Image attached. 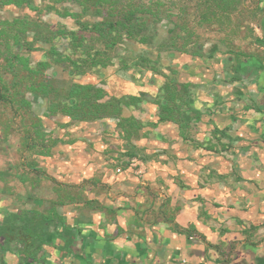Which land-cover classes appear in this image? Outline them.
I'll use <instances>...</instances> for the list:
<instances>
[{"label": "rangeland", "instance_id": "374dc122", "mask_svg": "<svg viewBox=\"0 0 264 264\" xmlns=\"http://www.w3.org/2000/svg\"><path fill=\"white\" fill-rule=\"evenodd\" d=\"M82 1L21 0L17 5L0 0V27L3 29L0 37V159L9 163V171L5 173L16 183L12 187L20 189L21 176L26 172L29 180L36 179L30 174H38L35 160L40 159L51 177L59 175L62 179L67 173L84 175L89 170L93 174L89 178L92 180L83 178L78 183L60 179L56 183L45 176V194L79 191L75 196L77 200L89 205L90 202L100 204L94 195L108 192L109 197L119 202L118 207L154 211L155 202L160 207L170 206L171 197L166 196L170 184L161 176L154 180L153 160L169 165L165 162L167 158L176 163L179 159L192 158L190 153L186 155L185 149L182 156L179 154L181 150L173 146L178 143L188 142L193 150L199 143L210 155L226 151L222 145L227 134L226 129H219L211 118L202 119L206 111L194 106L197 92L193 82L186 98L190 108L183 107L180 114L181 119L184 114L191 117L190 125L185 127L187 139L181 137L178 124L172 120L177 132H161L160 122L168 121L158 118L160 104L166 99L163 75L180 83L190 82L181 76L187 67L198 66L204 60L211 67L223 61L227 65L229 54L248 52L253 42L264 50V42L257 41L260 36L256 34L260 33L259 15L264 10V0H230L234 8L228 13L222 12L215 0H210L211 9L217 14L214 18L201 15L199 0H143L162 13L168 9L179 13V23L186 25V29L175 27L174 16L150 18L143 31L144 42L139 35L123 36L111 47L91 38L88 31L77 24L76 19L89 25L101 19V12L92 1ZM186 31L190 35L184 34ZM14 35L16 41L12 38ZM9 39L11 45H19L11 49L27 60L33 69L31 72L2 46ZM83 43L92 45L93 50L104 51L102 61L86 62L81 55L82 47H78ZM54 52L78 60V66L73 68L67 63L63 66ZM30 77L48 83V99L26 104L31 97ZM74 84H94L103 90L104 95L96 104L97 112L95 108L88 113L84 107L77 110L73 106L70 87ZM111 97L121 99L124 103L121 115L130 117L131 122L116 118L114 107L102 109L101 104ZM49 103L52 108L48 110ZM92 114L98 117L94 119ZM68 147H72L71 150ZM70 162L72 168L63 166ZM168 174L175 179L174 173L169 171ZM104 178L106 180L102 181ZM175 182L179 187L186 186L182 180L175 179ZM157 191L162 194L160 198L155 196ZM152 196L155 197L151 199Z\"/></svg>", "mask_w": 264, "mask_h": 264}, {"label": "crops", "instance_id": "0c3cea01", "mask_svg": "<svg viewBox=\"0 0 264 264\" xmlns=\"http://www.w3.org/2000/svg\"><path fill=\"white\" fill-rule=\"evenodd\" d=\"M259 17L257 41L264 42V10ZM223 62L211 67L204 60L181 74L196 84L194 106L206 111L202 119L226 129L227 150L210 155L199 143L195 150L178 143L179 154L185 149L192 158H167L171 167L153 160L154 180L170 184V206L118 207L108 192L93 196L100 204L84 205L75 197L79 191L45 194L46 177L39 172L31 180L26 172L14 189L5 173L9 163L0 159V264H264V50L253 42L248 52L229 54L228 66ZM159 130L177 132L170 120ZM169 171L186 186H177ZM92 176L89 170L60 180Z\"/></svg>", "mask_w": 264, "mask_h": 264}, {"label": "trees", "instance_id": "16d2710c", "mask_svg": "<svg viewBox=\"0 0 264 264\" xmlns=\"http://www.w3.org/2000/svg\"><path fill=\"white\" fill-rule=\"evenodd\" d=\"M83 0L82 2L85 3ZM92 1L93 4L98 8L99 12H101L100 16L101 19L95 21L91 25L85 24L84 21H80L76 19V22L79 26L83 29L87 30L89 36L91 38H97L101 42H105V45L109 47L115 45L117 40L124 37L127 38H134L139 35V39L145 40L143 31L147 28V24L149 23L150 18H161V16H174L175 27L179 30H185L186 25L183 23H179L178 18L180 16L175 13H172L171 10H167V12L162 13L160 9L152 7L149 3L144 2L143 0H89ZM170 1V0H168ZM202 1V2H201ZM217 6L220 10L224 13L232 12V7L234 6L230 0H215ZM4 3H14V4H21V0H4ZM199 8L202 12V16L205 18L211 17L214 18L217 16L215 11L211 9L212 5H210V0H199ZM234 8V7H233ZM71 15H75L70 13ZM168 14V15H166ZM3 29L0 27V37L1 32ZM190 35V32L186 31V33ZM73 39L76 41L78 40L77 36L72 34ZM13 40L16 41V35L12 37ZM7 49V53H9L16 61L20 62L24 65L26 69L31 72L30 67L28 66L27 60L22 57V55L15 53L12 51V47L15 49L19 47V45H11L10 39L5 42ZM78 47H82V53L85 58V61L90 63L91 61L100 60L102 61V55H104V51H100L98 49H92V45H88L87 43H83L78 45ZM107 52V51H105ZM54 56H57V60L63 66L71 65L73 68L78 66V60H72L68 55H62L57 52L53 53ZM25 61V62H23ZM165 77V81L163 82L162 88L165 90L166 99L165 102L160 104V114L158 118L160 120H172L178 124L179 133L182 138L187 139V126L190 125L191 117L187 114H184L183 118L181 119L180 114L182 113V108L185 107L186 109L190 108V102H187L189 99L186 98L189 96V88L192 86L191 82L180 83L177 82L175 79ZM49 85L46 82H37L32 77L29 80V87L28 91L31 94L30 99L27 101L26 104L31 105L32 103H38L45 98H49ZM104 95L103 90L99 88L97 85L94 84H74L70 87V99L73 102V106L77 110H81L83 107L86 110L91 112L93 108H95L96 112L98 108H96L97 102L102 98ZM178 95V96H177ZM136 98V97H131ZM178 100L177 103L174 101ZM124 103L121 102V99L116 97H111L104 101L101 104L102 109H111L112 107L116 110V118L123 119L125 122H131L130 117H122L121 110L123 108ZM51 109V104L49 103L48 110ZM185 109V110H186ZM197 113V111L195 110ZM174 114L178 117H175ZM92 118L98 117L97 114H92ZM188 121V122H187ZM186 122V124H185ZM186 127V129H185ZM37 172L40 174L45 175L47 178L54 181L55 179L49 176L45 171H40L36 169Z\"/></svg>", "mask_w": 264, "mask_h": 264}, {"label": "built area", "instance_id": "2783aa9c", "mask_svg": "<svg viewBox=\"0 0 264 264\" xmlns=\"http://www.w3.org/2000/svg\"><path fill=\"white\" fill-rule=\"evenodd\" d=\"M119 171V169H117Z\"/></svg>", "mask_w": 264, "mask_h": 264}]
</instances>
